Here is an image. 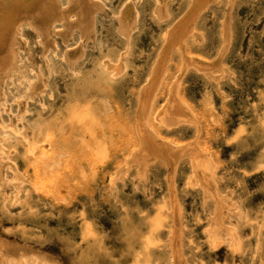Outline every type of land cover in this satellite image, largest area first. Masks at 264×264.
Segmentation results:
<instances>
[{"label": "rangeland", "instance_id": "rangeland-1", "mask_svg": "<svg viewBox=\"0 0 264 264\" xmlns=\"http://www.w3.org/2000/svg\"><path fill=\"white\" fill-rule=\"evenodd\" d=\"M99 1L89 39L75 32L40 60L21 37L19 68L43 84L34 100L24 78L0 85V264H264V0H209L193 37L177 28L192 0ZM167 34L181 50H161ZM171 99L194 125L157 119ZM135 150L144 162L122 172Z\"/></svg>", "mask_w": 264, "mask_h": 264}, {"label": "bare ground", "instance_id": "bare-ground-1", "mask_svg": "<svg viewBox=\"0 0 264 264\" xmlns=\"http://www.w3.org/2000/svg\"><path fill=\"white\" fill-rule=\"evenodd\" d=\"M162 1V0H161ZM160 1V2H161ZM192 7L194 4H196L197 9H195V11L193 13H191V16L189 17V19H183L182 17V21H179V25L177 26L178 29H180L181 33L187 32V34L189 36L193 37V33L194 31L192 30V23L196 20V18H198L199 14L201 13V11H203L208 4L210 3L209 0H192ZM213 1V0H211ZM215 1V0H214ZM232 0H230L231 3ZM163 2V1H162ZM160 3L157 7L158 10H156L155 12H157L158 16L162 15L161 14V8L163 5V3ZM216 2V1H215ZM214 2V3H215ZM130 3V1L127 2V4ZM138 3V2H137ZM100 1L99 0H0V85L2 83H5L8 79L10 80L11 77L14 76H18L20 77L22 80L24 78V80H27L25 78V73L24 71H22V67L19 68L18 65V60L19 59V54L22 53L26 46L27 43H25L24 41L21 40V37L26 33V35L29 36L30 42L28 43L30 45V43L33 44V42L38 46V49H34L35 47H33V49H31V55L33 57H39L44 56L45 54H47L49 51H53L52 49L55 48L54 46L56 44H58L60 41L63 42V44L66 46L68 44V40L71 38V36L76 32L79 34V36L81 37V40L84 39H89V37L93 34V28H94V19H95V15L97 13V11L101 9L100 5ZM138 5V4H136ZM103 8V7H102ZM136 11V10H135ZM164 11V10H163ZM99 12V11H98ZM102 14V13H101ZM103 15V14H102ZM107 16V15H106ZM166 16V15H165ZM165 16L164 19L163 17H159L163 20H165ZM187 17V16H186ZM117 22V27H118V31L120 32V34L124 37V38H129V34L131 32V27L125 26V23L123 22V20L121 21L120 19H115ZM134 21V19H133ZM190 26V31L188 29V27L185 25ZM135 23V22H134ZM181 23V24H180ZM195 23V22H194ZM226 25V24H225ZM176 27V26H175ZM184 27H187V29H183ZM227 27V26H226ZM223 30H226L223 28ZM174 31V30H172ZM177 31V30H176ZM193 31V32H192ZM225 35V42L227 43V31H224ZM169 33V32H168ZM171 34V33H170ZM178 34V33H177ZM183 35V33L181 34ZM170 39L167 40L169 37ZM187 35H185L184 37L186 38ZM195 36V35H194ZM166 37V44L164 49H161L163 51H166V54H171V51L177 49V50H181L183 45H185V40L184 38H180L178 39V37L174 34V35H169L167 34ZM168 37V38H167ZM196 37V36H195ZM194 37V38H195ZM200 38V37H199ZM71 40V39H70ZM89 41V40H88ZM87 41V42H88ZM91 41V40H90ZM86 42V43H87ZM176 42V43H175ZM225 43V44H226ZM89 44V43H87ZM35 45V46H36ZM83 45V44H82ZM224 45V44H223ZM30 47V46H29ZM32 47V45H31ZM86 47V46H85ZM164 47V46H163ZM185 47V46H184ZM37 48V47H36ZM89 48V46H88ZM29 49V50H30ZM60 50V49H59ZM26 51V50H25ZM56 51V50H55ZM93 51V50H92ZM172 51V52H173ZM28 52V50L26 51ZM83 52V51H82ZM85 52V51H84ZM168 52V53H167ZM67 53V52H65ZM160 53V52H159ZM184 53V52H183ZM30 53L28 52V55ZM82 53H80L81 55ZM162 54V53H161ZM65 55V54H64ZM182 55V54H181ZM31 56V57H32ZM66 56V55H65ZM84 56V55H82ZM81 56V57H82ZM161 56V55H160ZM162 56H167L165 55V52L163 53ZM68 57V56H67ZM66 57V59H68ZM159 57V56H158ZM79 58V57H78ZM163 58V57H162ZM165 58V57H164ZM169 58V56H168ZM28 59V56H27ZM33 59V58H32ZM38 59V58H37ZM40 59V57H39ZM43 59V58H42ZM77 59V58H76ZM36 60V59H35ZM41 60V59H40ZM70 60V59H69ZM160 59H158V61L156 63L159 64H163L166 61L169 62V60L164 59V60H160L163 62H159ZM25 61V59H24ZM30 64H31V60L29 59ZM44 61V60H43ZM74 62V60H72ZM33 62V61H32ZM36 62V61H35ZM34 62V63H35ZM39 62V61H38ZM42 62V61H41ZM40 62V63H41ZM64 62V61H63ZM71 62V61H70ZM78 62V61H77ZM76 62V63H77ZM28 63V61H27ZM26 63V64H27ZM33 63V64H34ZM37 68H39V64ZM47 63V61H45V64ZM51 63V62H50ZM74 63V64H76ZM25 64V63H23ZM25 64V65H26ZM29 64V63H28ZM70 64V63H68ZM166 64V65H165ZM163 64L162 66H158L157 70L152 71L150 78L147 80V83L144 85V87L142 89H140V97L143 100V103L140 102V109L141 111H139L136 116V125L134 127L135 129V133H137L139 126L137 125V122L139 121V117L145 113V118L148 116V110L150 109L151 106V101L154 98V94L152 95V97H150V92L148 91L147 88H149V90L151 91V89L155 88V86H153L156 82L157 79H161L164 77V72H165V66H167V63ZM32 65V64H31ZM42 65V64H40ZM115 65V64H114ZM156 65V64H155ZM154 65V66H155ZM165 65V66H164ZM204 65V64H203ZM35 65H32V67L34 68ZM35 66V68H36ZM69 66V65H68ZM112 66V65H111ZM116 66V65H115ZM157 66V65H156ZM155 66V67H156ZM163 66L165 68H163ZM30 67V66H28ZM86 67V66H85ZM117 67V66H116ZM114 67V68H116ZM204 68L205 66L199 65L197 66V68L201 71H205L202 70L200 68ZM27 68V67H26ZM46 68V65H45ZM83 68V67H82ZM112 68V67H110ZM154 68V67H153ZM208 68V67H207ZM29 69V68H28ZM48 69V68H46ZM210 69V68H209ZM208 69V70H209ZM26 70V69H25ZM38 70V69H37ZM108 70V69H107ZM113 70V69H112ZM121 70V69H119ZM36 71V70H35ZM43 71V70H42ZM116 71V70H115ZM28 72V71H27ZM119 72V71H118ZM40 73V72H39ZM206 77L209 75L206 72ZM33 74V73H32ZM38 75V74H36ZM40 75V74H39ZM31 76V74H30ZM29 76V77H30ZM93 76V75H92ZM35 77V76H33ZM39 77V76H38ZM181 77V76H180ZM179 77V78H180ZM19 78V79H20ZM37 78V76H36ZM40 78V77H39ZM41 78L42 75H41ZM32 78H29V82L28 80L26 82H24L26 84V86L28 85V89L26 92H24L25 94L28 93L27 95H24L25 97L29 95L31 93H34L36 91H38L39 86L43 85L42 82L40 84V81H38V79L36 80H32ZM43 80V79H40ZM213 81V80H212ZM45 83V82H44ZM19 84V83H18ZM21 84V83H20ZM19 84V85H20ZM46 84V83H45ZM11 85V83H10ZM173 85H175L173 83ZM171 86L170 88H173L174 86ZM2 86V85H1ZM4 86V84H3ZM24 86V85H23ZM23 86H19L20 88H23ZM47 86V85H46ZM150 86V87H149ZM178 86L175 85V88H177ZM2 88V87H1ZM6 88V87H5ZM44 88V86H43ZM42 89V87H41ZM46 89V87H45ZM48 89V88H47ZM4 90V89H3ZM43 90V89H42ZM7 91V90H6ZM6 91H4V93H6ZM16 91V90H15ZM19 91V88L17 90V92ZM24 91V90H23ZM3 92V91H2ZM20 92V91H19ZM172 92V91H170ZM23 93V92H22ZM21 93V94H22ZM7 95L9 93H6ZM16 94V93H14ZM18 94V93H17ZM38 94H40V92H38ZM33 95V96H32ZM34 95L37 94H31V99L34 100ZM9 96V95H8ZM148 96V99H147ZM2 97V96H1ZM26 97V98H27ZM9 98V97H8ZM11 98V97H10ZM25 98V99H26ZM37 98V97H36ZM41 99V97H39ZM145 98V99H144ZM2 99V98H1ZM4 100V97H3ZM39 100V99H38ZM37 101V100H36ZM16 102V101H15ZM0 103H3L0 101ZM41 103V102H40ZM11 104V103H10ZM18 104H20L18 102ZM7 105V104H6ZM167 105L169 106V109H165L166 105H163V107L156 111L155 116H157L160 121L164 120V121H176L179 122L181 124H189V125H194L195 123L189 118V110L187 105H185V103L183 102H179L176 99H174L172 101V99L170 100V104L168 103ZM20 109V107H18ZM5 113V112H4ZM18 114V113H17ZM20 114V113H19ZM184 114V115H183ZM189 115V116H187ZM14 116V115H13ZM19 117V116H18ZM168 119V120H166ZM21 120V119H20ZM92 124V123H91ZM143 125V122H142ZM138 126V127H137ZM196 126V125H195ZM2 127V125H1ZM11 127V126H10ZM14 131V130H13ZM13 133V132H12ZM148 134L150 135L151 132L149 131ZM24 137V136H23ZM26 137H24L25 139ZM27 141V139L25 140ZM28 147H30L32 149V144L30 142H27ZM34 145V144H33ZM36 145V144H35ZM180 146V145H177ZM29 148V149H30ZM1 150V149H0ZM142 153H146L148 154L149 151H141ZM154 152V151H153ZM155 152H159V151H155ZM170 153H172V151H169ZM192 151H187V153H191ZM162 153V152H159ZM10 154V153H9ZM33 154V153H32ZM201 154V157L205 160V161H210V157L208 158V156L206 155V153L204 152H198V155ZM159 155V154H158ZM182 155L181 153L176 156L177 158ZM0 156H1V151H0ZM155 157H157V155H155ZM170 160H174L173 157L170 158ZM6 162V161H5ZM8 162V161H7ZM102 162V161H101ZM139 162H144V155L143 154H139V150H135L132 151L130 156L125 160L123 167L121 168V171H125V169L128 166H131V164H138ZM3 163V162H2ZM190 166L193 165V162H190ZM163 164L165 166L167 165V161H163ZM173 170L176 168V164L177 161H173L172 163ZM8 166V165H7ZM145 166L146 168L149 167ZM152 166V165H151ZM4 167V166H3ZM3 167L1 166V161H0V172L3 170ZM6 167V165H5ZM129 168V167H128ZM142 169H144L143 167H141ZM168 168V167H167ZM7 169V168H6ZM13 169V168H12ZM149 169V168H148ZM172 170V171H173ZM176 170V169H175ZM44 171V170H43ZM171 171V172H172ZM144 173V172H143ZM141 173V174H143ZM5 174V173H4ZM146 174V173H145ZM143 174V175H145ZM142 175V176H143ZM2 176V175H1ZM17 177V176H16ZM195 180L196 182L199 184V187L203 190L204 194H205V198H209L210 196L216 197V193L215 192H210L208 191L210 188L208 187L209 185L204 184L201 180H199L196 176ZM1 178V177H0ZM18 178V177H17ZM141 178V177H140ZM146 178V177H145ZM144 178V179H145ZM15 179V177L13 178ZM12 179V180H13ZM21 179V178H20ZM1 180V179H0ZM3 181V179H2ZM14 181V180H13ZM12 181V182H13ZM25 182V180H23ZM115 181V180H114ZM145 181V180H144ZM1 182V181H0ZM9 182V181H7ZM21 182V181H20ZM29 183V182H28ZM75 183V182H74ZM7 184V183H6ZM22 184V183H21ZM20 184V185H21ZM25 184V183H24ZM41 185V184H40ZM17 186V185H16ZM19 187V186H18ZM17 187V188H18ZM214 187V186H213ZM209 188V189H207ZM215 188V187H214ZM1 189V188H0ZM213 189V188H212ZM211 189V190H212ZM21 192V191H20ZM212 194V195H211ZM204 198V197H203ZM212 199V198H211ZM208 200V199H207Z\"/></svg>", "mask_w": 264, "mask_h": 264}]
</instances>
